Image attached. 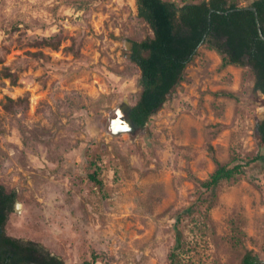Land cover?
Returning a JSON list of instances; mask_svg holds the SVG:
<instances>
[{
	"label": "rangeland",
	"instance_id": "374dc122",
	"mask_svg": "<svg viewBox=\"0 0 264 264\" xmlns=\"http://www.w3.org/2000/svg\"><path fill=\"white\" fill-rule=\"evenodd\" d=\"M152 34L136 0H0V68L16 75L0 77V183L17 191L5 230L66 264H242L248 249L264 261L251 66L205 42L145 125L111 129L142 87L132 41ZM241 160L245 172L203 185Z\"/></svg>",
	"mask_w": 264,
	"mask_h": 264
},
{
	"label": "trees",
	"instance_id": "16d2710c",
	"mask_svg": "<svg viewBox=\"0 0 264 264\" xmlns=\"http://www.w3.org/2000/svg\"><path fill=\"white\" fill-rule=\"evenodd\" d=\"M136 4L138 15L153 31L151 36L133 40L130 49V58L140 68L142 85L131 110L136 122L145 125L168 101L173 89L184 78L187 65L205 42L222 54L224 64L251 66L255 73L254 89L264 93V39L259 33L255 12L239 4V0H190L181 4L175 0H136ZM250 5L257 7L264 33V0H254ZM0 77H10L14 81L16 75L4 66L0 68ZM257 133L264 145V119L257 123ZM251 161L219 164L203 185L213 188L222 180L245 172ZM16 200L17 191L0 183V229H5ZM4 235V243H13L28 251L24 264H66L64 259L42 250L34 241L20 246V238ZM96 257L92 254L84 264H94ZM17 260L15 253L0 251V264H18ZM242 264H264V261L248 249Z\"/></svg>",
	"mask_w": 264,
	"mask_h": 264
},
{
	"label": "water",
	"instance_id": "95a60500",
	"mask_svg": "<svg viewBox=\"0 0 264 264\" xmlns=\"http://www.w3.org/2000/svg\"><path fill=\"white\" fill-rule=\"evenodd\" d=\"M246 6H247V8H249L255 12L258 27H259V33H260L261 37L264 39V33L262 31V28H261V23H260L258 12H257V7L254 5H250V4H248ZM122 107L124 109H121ZM131 110H132V106L126 102H123L119 105V107L116 109L115 112L125 113V117H123V116L113 117V118L109 117L108 122H110L111 129L114 133H121L122 131H134L137 128L143 126V125L139 124L138 122H136L131 116H129V113L131 112Z\"/></svg>",
	"mask_w": 264,
	"mask_h": 264
},
{
	"label": "flooded vegetation",
	"instance_id": "af4514ba",
	"mask_svg": "<svg viewBox=\"0 0 264 264\" xmlns=\"http://www.w3.org/2000/svg\"><path fill=\"white\" fill-rule=\"evenodd\" d=\"M121 109H124V108L122 107ZM119 116L125 117V113L114 112V114L111 115L110 117L113 118V117H119ZM129 116H131V112L129 113ZM0 230H1L0 232V251L6 250V254H8L9 252L15 253L18 259L17 260L18 264H24L25 263L24 261L28 260V256H29L28 251L26 249L24 250V248L23 249L17 248V246L13 245V243H9V242L4 243L5 242L3 241L4 236H5L4 234L7 232L5 229H0ZM19 243H20V246H26L28 241L20 238Z\"/></svg>",
	"mask_w": 264,
	"mask_h": 264
},
{
	"label": "bare ground",
	"instance_id": "6f19581e",
	"mask_svg": "<svg viewBox=\"0 0 264 264\" xmlns=\"http://www.w3.org/2000/svg\"><path fill=\"white\" fill-rule=\"evenodd\" d=\"M17 207H18V205H17Z\"/></svg>",
	"mask_w": 264,
	"mask_h": 264
}]
</instances>
